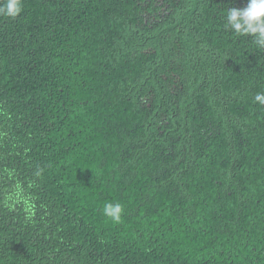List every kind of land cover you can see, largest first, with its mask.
<instances>
[{
	"label": "trees",
	"instance_id": "1",
	"mask_svg": "<svg viewBox=\"0 0 264 264\" xmlns=\"http://www.w3.org/2000/svg\"><path fill=\"white\" fill-rule=\"evenodd\" d=\"M246 4L0 15V264H264V50L225 28Z\"/></svg>",
	"mask_w": 264,
	"mask_h": 264
},
{
	"label": "clouds",
	"instance_id": "2",
	"mask_svg": "<svg viewBox=\"0 0 264 264\" xmlns=\"http://www.w3.org/2000/svg\"><path fill=\"white\" fill-rule=\"evenodd\" d=\"M22 12V0H4L0 4V15L15 18ZM225 28L237 37L252 40L257 49L264 50V0H247L243 8L228 7L225 16ZM254 101L264 106V93H257ZM103 215L115 223H119L123 214L120 203H105Z\"/></svg>",
	"mask_w": 264,
	"mask_h": 264
}]
</instances>
